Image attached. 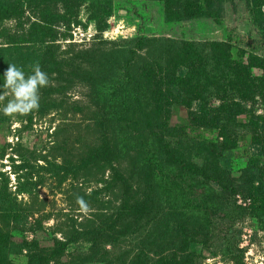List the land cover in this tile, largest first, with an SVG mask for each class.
Here are the masks:
<instances>
[{"label":"rangeland","instance_id":"rangeland-1","mask_svg":"<svg viewBox=\"0 0 264 264\" xmlns=\"http://www.w3.org/2000/svg\"><path fill=\"white\" fill-rule=\"evenodd\" d=\"M81 3L78 23L69 27L71 34L64 38L58 36L59 57L69 56L65 53L67 43L79 48L82 44H88L87 47L97 44V47L108 49L134 48L137 55L133 58L140 63L145 56L148 59L153 56L146 51L148 42L144 45L141 42L140 47L136 45V40L143 37L199 44L218 41L229 46L234 59L249 54L264 58V29L261 27L264 21L262 25L257 23L260 18L257 20L258 15L253 14V0H216V18L181 21H165L163 4L159 0H83ZM260 9L264 13V1ZM57 30L61 33L66 29L60 26ZM113 74V81L123 82L122 72ZM72 77L75 82L72 86L49 97L59 109L53 108L41 117L34 113L28 123L19 114L6 116L0 111V120H5L0 121V202L20 217L18 223L12 219L0 222L1 233L12 237L6 254L8 264H31L32 255L38 257L37 264H134L135 261L142 264V261L158 258L160 255L156 251L160 249L162 255L169 256L178 243L177 236H174L175 246L169 245V238L163 242L153 241L155 226L164 222L162 215L148 214L132 223V226H140L138 229L126 228L128 219L131 221L136 216H126L124 209H119L128 198L123 195L121 182L112 183L113 175L122 177L123 170H130L123 153L113 169H95L92 162L91 168H81L90 154L91 160L97 158L92 150L105 141L99 137L101 130L96 127V108L88 97L89 88L76 75ZM64 83V80L52 79L48 85L57 88ZM206 97L207 104L194 102L191 107L178 106L172 110L169 124L185 126L199 108L218 104L213 96ZM11 98L8 96L0 102V108ZM233 101L239 102L238 99ZM239 105L242 115L237 116L238 139L234 147L222 152L219 160L223 186L211 183L220 197L219 206L212 205L207 212L206 229L202 226L207 237L200 235L194 240V262L197 264H264V210L252 201L264 191V164L259 153L261 142L264 143V101L259 97L254 103L239 102ZM249 120L258 122L253 126L254 131L241 127ZM187 128L189 126L185 130ZM186 132L190 138L206 139L209 143L221 141L211 129L190 127ZM186 139L183 138V144ZM171 141L175 144V140ZM78 167L82 171L75 177ZM135 172L137 169L132 171L133 176L139 178ZM132 192L141 197L146 189L133 181ZM249 194H252L250 198ZM154 195L152 198H157ZM77 197L83 198L87 212L81 209ZM187 216H193V222L199 219L193 212ZM170 219L174 222L170 223L176 225V218L170 216ZM184 222L180 220L178 224ZM91 231L100 236L94 246L91 242L95 235H91ZM56 240L66 245L60 255L49 259L48 253L55 248ZM23 241L27 244L35 241L37 247L20 248ZM175 254L177 264H185L186 259L192 257L190 249Z\"/></svg>","mask_w":264,"mask_h":264},{"label":"trees","instance_id":"trees-1","mask_svg":"<svg viewBox=\"0 0 264 264\" xmlns=\"http://www.w3.org/2000/svg\"><path fill=\"white\" fill-rule=\"evenodd\" d=\"M82 1L0 0V94L5 91L2 85L9 64H15L28 76L32 74V65L38 63L49 81L55 79L66 82L57 88L49 85L40 88L38 109L26 115L19 114L28 123L34 113L41 117L53 108L59 109V105L49 97L72 86L75 83L72 75H76L89 88L88 97L96 108V127L101 130L99 137L105 141L98 149L92 150L97 158L91 160L90 154L83 160L81 168H91L94 164L95 169H113L123 153L130 170H123L122 177L113 175L112 183L121 182L123 195L128 198L120 204L119 209H124L126 216H136L131 221L128 219L126 228L138 229L140 226H132V223L141 221L148 214L162 215L164 222L156 225L159 228L155 226L153 241L163 242L169 238V245L175 246L174 236L178 237V246L169 256L162 255L163 250L160 249L156 251L160 255L158 258L142 261V264H177L175 253L188 249L192 257L186 259L185 264H197L194 262V240L200 235L207 237V232H202L206 229L205 223H208L207 212L212 205L219 206L217 202L220 197L211 183L223 186V170L219 160L222 152L234 147L238 139L237 116L242 115L239 102L254 103L259 97L264 101V58L249 54L245 58L234 59L229 46L218 41L199 44L187 40H147L143 37L136 40V45L148 42L146 51L153 56L150 59L145 56L142 62L139 59L140 63H136L133 58L137 55L134 48L108 49L97 47V44L92 47L82 44L79 48L74 43H67L68 50L65 53L69 56L59 57L57 52L61 46L58 36L64 38L71 34L68 33L71 31L69 27L72 23H78ZM159 1L163 4L165 21L218 16L216 0ZM253 1V14L258 15L257 20L260 19L257 23L262 25L264 13L260 6L264 0ZM60 26L66 30L58 32ZM261 27L264 29V25ZM255 71L261 73L257 75ZM118 72L123 73V82L113 81V73ZM206 95L216 98L218 104L199 108L185 126L169 124L172 110L178 106L191 107L194 102L207 104ZM254 120L242 123L241 127L254 131L253 126L258 123ZM186 126L193 130L194 127L214 130L221 141L216 144L206 139L190 138ZM184 137H187L185 144ZM259 153L264 164L263 142ZM81 168L75 169V177L78 176L77 172L82 171ZM134 169H137L135 173L140 179L133 176ZM133 181L138 187L140 183L143 184L148 193L137 197V192H132ZM150 193L157 195V198H152ZM252 201L264 210V191ZM191 212L199 217L197 221L193 222V216L188 218ZM15 213L0 202V222L7 223L12 219L18 223L20 217ZM170 216L176 218V225L171 224L174 222ZM180 220L187 221L180 225ZM174 225L175 229L172 228ZM97 233L91 231V235H95L91 246L100 238ZM11 239L8 233L0 231V264L9 263L6 254ZM54 245L55 248L48 253L49 259L60 255L66 243L56 240ZM150 245L146 246L148 251ZM19 247L35 249L37 245L35 241H31V244L23 241ZM31 260V264L39 262L35 255L31 256Z\"/></svg>","mask_w":264,"mask_h":264},{"label":"clouds","instance_id":"clouds-1","mask_svg":"<svg viewBox=\"0 0 264 264\" xmlns=\"http://www.w3.org/2000/svg\"><path fill=\"white\" fill-rule=\"evenodd\" d=\"M48 84V75L41 70L38 63L32 65V74L28 76H25L24 71L15 64H9L4 73L2 87L5 91L0 94V102H3L8 96L12 98L0 108V111L6 116H13L15 114L26 115L34 109H38L39 90ZM77 203L80 204L83 211H88L83 198L77 197Z\"/></svg>","mask_w":264,"mask_h":264}]
</instances>
